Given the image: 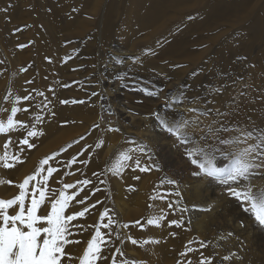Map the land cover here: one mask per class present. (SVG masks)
<instances>
[{"label": "bare ground", "instance_id": "1", "mask_svg": "<svg viewBox=\"0 0 264 264\" xmlns=\"http://www.w3.org/2000/svg\"><path fill=\"white\" fill-rule=\"evenodd\" d=\"M12 2L19 18L23 22L26 20L29 26L19 33L24 31L27 35L31 32V37L30 34L26 36L30 38H27L29 47L16 48L13 45L11 48L7 38L4 39L7 30L4 36L1 35L0 49L6 61L0 59V122L6 125L8 117L12 116L14 120L24 122L25 127L0 133V156H6L5 160L0 161V199L14 198L19 194L18 186L23 179L35 175L36 180L28 185L25 203L26 207L30 206L34 188L44 187L46 198L38 212L43 214L46 210L50 211L49 201L53 190L57 196L59 191L71 195L74 189L63 187L68 180L71 182L79 178L80 183L91 181L89 184H79L82 193L76 189V194L83 196L87 193V197L80 204L81 196L75 195L65 212L69 215L73 211H82L90 199L104 196L105 186L113 187L115 199L111 200L116 210H108L111 219L104 215L99 202L93 208L88 206L85 216L68 222L67 238L78 243L66 247V252L75 258L68 260L67 264H79L87 250V243L96 236L97 229L102 233L100 243L104 258L96 264H131L129 259L122 256L125 254L136 264H201L207 258H211V264H264V226L256 222L251 211L244 210L249 208V204L231 196L227 186L195 175L199 171L198 165L191 164L187 158L186 149L197 146L223 147L218 143L227 136L229 138L230 132H217L220 123L212 121L208 114L204 116L199 113L204 109L203 97L181 89V80L186 72L182 74L183 77L176 78L172 74L177 76L176 72L180 70L175 67L173 73L169 69V64L198 58L199 53L192 43L200 37L202 48L206 50V46L218 35L214 23L222 20L224 14L231 10L230 3L237 4L240 0ZM0 8H5V5L0 3ZM180 10L191 12L176 18L175 12ZM261 12L264 21V8ZM29 14L31 17L27 20ZM15 15L12 11V20ZM5 17L6 14L0 12L1 24ZM216 25L219 26L218 23ZM95 41L96 46L92 45V48L91 44ZM79 42L78 46L84 44L89 48L84 49L85 52L82 50L83 56L78 54L82 57L81 61L79 58L78 61L73 59L74 51L78 48L76 43ZM16 43L15 46H19ZM47 43L51 45L47 46ZM94 47L99 59L95 58L99 61L94 59ZM25 48H28L26 53H34L31 60L29 55L24 56L23 68L11 71ZM117 58L123 59V65L115 63ZM141 58H145L152 68L161 71V80L154 75L156 69L154 71L147 67L149 71H154L150 75V72L142 74L141 70L135 68L137 63L141 64ZM71 61L74 63L72 67L69 66ZM139 69L145 70L142 67ZM125 72L126 77L120 78ZM259 83L258 74L253 72L250 88L242 91L246 95L241 93L244 97L231 108V118L228 112L229 123H224L226 127L243 129L256 126H251V122H258L253 110L264 102L258 101L264 94ZM140 88L155 90L158 95L147 96ZM181 91L183 102L174 103ZM26 95L31 99L24 101L22 98ZM63 100L86 102L62 104ZM12 108L19 111L13 114ZM52 112L54 116L50 115ZM37 116L42 117L43 122H38ZM157 116L168 122L188 121L186 131L198 144L180 143L161 127ZM94 125H99V128H94ZM33 127L42 131L43 135L29 138L34 147L21 144L27 131ZM109 128L119 131H109ZM81 137L84 139L81 140ZM129 141L136 143L133 145ZM247 142L256 143L252 139ZM138 145H148L150 150L146 153L132 152L131 159L122 162L119 174H114L112 169L120 156ZM233 147L229 145L222 150L231 152L242 148ZM14 156L18 159H13ZM50 156L53 158L48 165L42 166L41 161ZM136 161H139V167H136ZM5 163L13 167L6 168ZM223 163V160L218 161L220 165ZM48 167L57 171L48 176ZM41 168L44 170L41 171ZM256 171L259 174L252 176L255 182L253 191L264 189V168ZM45 176H48L47 181L44 180ZM92 188L95 191L90 195ZM101 201L105 199L102 197ZM9 212L14 214L12 210ZM150 219L157 220L158 224H148ZM172 220L178 221V224H171ZM133 240L136 242L133 243ZM225 256L229 259L224 260Z\"/></svg>", "mask_w": 264, "mask_h": 264}, {"label": "snow or ice", "instance_id": "2", "mask_svg": "<svg viewBox=\"0 0 264 264\" xmlns=\"http://www.w3.org/2000/svg\"><path fill=\"white\" fill-rule=\"evenodd\" d=\"M9 5L5 8H0V12L7 13ZM10 22V18H8ZM29 26H22L21 28L14 29L13 31H22L23 28ZM19 47L23 48L25 45L21 44ZM50 59V58H47ZM138 60V58H137ZM117 65H123L124 61L121 58L115 60ZM125 72L120 78L126 77ZM67 86V85H66ZM187 87V86H184ZM141 92H144L147 96L156 97L158 94L155 90H149L148 88H140ZM41 95H43L41 93ZM92 95H96L93 93ZM183 91H181L178 98L174 103L183 102ZM24 101L31 99L29 95L22 98ZM69 102L76 104H83L84 100H63L62 104H68ZM12 113L16 114L19 109L12 108ZM202 115L205 113H201ZM50 115L54 116L52 112ZM218 115L227 116L228 113H218ZM161 127L171 135H174L182 144L197 143L198 142L186 131L188 121H173L168 122L160 119L157 116ZM38 122H43V118L36 117ZM24 128L23 122L14 120L12 116L7 119V124L0 122V133H8L15 128ZM94 128H99V125H94ZM109 131H119V129L109 128ZM217 132H231L239 131L238 128L221 126L216 129ZM212 132V129H209ZM43 135L42 131H38L35 127L32 130L27 131L25 138L20 143L27 145L28 147H34L30 144L29 138H34ZM81 140L84 137L80 138ZM203 139V137H202ZM255 140L256 143L248 145L247 147L234 149L231 152H224L221 147L211 146L201 148L199 146L186 149L187 158L191 164L198 165L199 171L194 173L205 178H209L220 185L227 186V192L242 203L247 202L249 208H245V211H251L256 222L259 225L264 226V189L253 191L250 178L258 175L256 169L264 167V129L254 128L249 132H245L240 137L231 139L220 140L219 143L222 146L239 145L246 143L248 140ZM10 143V141H9ZM130 144L135 145V141H129ZM7 147V144L5 145ZM71 147V145H69ZM148 145H138L127 150L125 154H122L113 166V173L119 174L123 167L122 162H127L131 159V153L139 151L146 153L149 151ZM23 151V149H21ZM53 157L45 158L41 161V165H48L49 160ZM6 159V156H0V161ZM13 159H18L13 157ZM223 160V165L218 164V161ZM75 162V157H73ZM86 163V161H84ZM4 167H13L10 163H5ZM136 167H139V161H136ZM44 169L41 168V171ZM147 170V169H141ZM48 176L57 169L48 167L46 169ZM39 175V173H37ZM48 176L44 177L47 181ZM139 179V177H136ZM36 180L35 175H29L23 179L19 184V194L11 199H0V264H67L68 260L75 259L73 256L66 252V247L71 243H78L70 241L67 238L68 222L75 220L77 217L85 216L88 212V208L84 207L82 211L75 214L66 215V209L69 207V202L73 200L74 194L69 195L65 191H59L58 196L55 190H53L52 198L50 199V211H45L43 214H38L41 206L45 202L46 192L44 187H37L33 189L30 206L26 207V198L28 197V185L31 181ZM175 184L176 181H168ZM11 183V181H9ZM81 183L89 184L91 181L84 180ZM236 185V186H233ZM64 189L74 188L73 184H64ZM38 192V196H37ZM180 195V193H176ZM78 203L83 204L84 200L81 199ZM99 203V202H98ZM18 210H16V207ZM94 207V205H93ZM171 207V205H169ZM9 210H12L14 214H10ZM104 215H108V210L105 209ZM148 224H158L157 220H148ZM171 224L176 225L178 221L172 220ZM127 225H125L126 227ZM108 227V225H105ZM102 233L99 229L96 230V236L87 243V250L84 252L83 257L80 259L79 264H96L97 261L102 260L104 257L101 255V241ZM136 241L133 240V243ZM148 241H145L147 243ZM224 260H228L229 257H223ZM201 264H211V258H207L201 261Z\"/></svg>", "mask_w": 264, "mask_h": 264}, {"label": "rangeland", "instance_id": "3", "mask_svg": "<svg viewBox=\"0 0 264 264\" xmlns=\"http://www.w3.org/2000/svg\"><path fill=\"white\" fill-rule=\"evenodd\" d=\"M0 3H3L5 5V7H8L9 5H11V7L8 8V12L5 13L6 17H5L4 21H2L3 23L2 24L0 23L2 25V29L4 30V31L2 29L0 30V41L2 39L1 35L4 36V34H6L8 32L7 35L4 36L5 38L4 37L3 38L4 39L7 38L6 41L8 42L9 47L13 48V45H14V47L20 48L18 45L15 46V42H17L16 44H19V45L23 44L25 46H28L29 45L28 41L30 38L26 37V36H29L28 34H30V37H31V32L27 33V35H26V33H24V31L22 32V34L19 33V31H15V32L13 31L14 29L21 28L22 26H25L27 23L26 20L23 22V20H21L19 18L18 11L16 10L17 8H15L14 2H12V0H0ZM29 5H31V2L29 3ZM230 5H231V10H228L224 14L225 17L222 20L216 21L214 23L215 24V26H214L215 27L214 28L215 33L218 35H215V33H214V35H215L214 39L215 40L210 42V44L208 45L209 48H208V46H206V48H205L206 50L203 49L204 47L202 46V43L200 41V37L197 38L196 42L194 41L192 43L193 48H196L197 52L199 53V57H198L199 59L196 58L194 61H188L185 59V60L180 61V63H176L175 65L169 64V69L172 70L173 73H174V70H176L175 67L178 68L177 70H180V71L176 72V73H178L177 76L175 75V73L172 74L176 78H181L180 76H182V74L184 72H186V74L185 73L183 74L184 77L182 76L183 78H182L181 82L182 81L183 82L181 84V89H184L183 91L184 92L186 91V93H189V91H190V93L193 94L195 92V94H199L200 98L203 97V99H201V101L204 100V101H202V107L204 109L200 110L199 113L201 114V113H205L207 111L205 113V115L204 114L203 115L206 116L208 114L207 117H209V118L212 117L211 118L212 121L215 120V122L217 121V123H220L218 128H220L222 125L225 126L224 123L225 124L229 123V120H228L229 119V113H230V118L233 115L231 108H233L236 105V103L244 97L241 95L242 91L246 92L247 88L248 89L250 88L249 83L251 82V77L253 75V72H256L258 74L259 81H260V83H259L260 90L262 92H264V21H262L263 20V14L261 12V9L264 8V0H240V2H237V4H236V2H234V3H230ZM12 11H14L15 14H17V16L15 15L16 17H14V20L11 19ZM190 12L191 11H189V10H187V11L186 10L176 11L175 16H176V18H178V17L183 16L184 14H188ZM258 12H259V14H258ZM261 15H262V17H261ZM86 16H88V14ZM30 17H31L30 14L27 15V20ZM6 18H7V20H6ZM8 18H10V21H11L10 23L8 22ZM20 21H21V23H20ZM17 23L19 24V26ZM217 23L219 25L218 27L216 25ZM9 25L12 27H10ZM6 30H7V32H6ZM11 35H13V36L10 37ZM14 35H16L15 38H14ZM237 35H239V36H237ZM27 38H29V39H27ZM14 39H16V40H14ZM49 40H51V39H49ZM12 41L14 42V44ZM30 41H32V39ZM78 41H81V40H78ZM183 42H186V41L183 40ZM79 44H80V42L76 43L77 46ZM50 45H51V43H47V46H50ZM92 45L96 46V41L91 44V47H92ZM188 48H189V46H188ZM27 49L28 48H25L23 50L24 53H21V57H19L18 63L16 65H13V68L11 71H15L18 68H20V69L23 68V66L25 64L24 56L29 55L30 60H31L34 53L32 51L26 53ZM84 49L86 50L89 48H88V46H85L84 44L82 46H78V48L75 49V51H74L73 59H75V60L77 59V61H78V58H79V60L81 61L82 57L80 58V55L83 56L82 50L84 51ZM186 49H187V47H186ZM76 51L78 53H76ZM79 51H81V52L79 53ZM96 52H97L96 48L94 47L93 56H94L95 61L97 59L95 57H98V54ZM78 54H80V55H78ZM49 56H50V54L47 53V57H49ZM4 57H6V56L0 49V59L5 62L6 59ZM98 59H99V57H98ZM98 59H97V61H99ZM139 62L141 64L143 62L142 66H141V64L137 63V66L135 68H137L138 70H141V73L143 72L142 74H148L150 72L149 74L151 75L156 69V68L155 69L152 68L153 66H151V64H147L149 62H146L145 58H143V59L141 58ZM144 63H146L147 65H145ZM73 65H74V63L72 61L69 62L70 67H72ZM139 65L142 68H144L145 70L139 69V68H141ZM147 67L149 69L152 68V70H154V71H151V70L149 71V69ZM159 72H161V71H158V69H156L155 74L154 73L153 74L157 77H160L161 73L159 75ZM190 75L193 76L194 78L193 77L191 78ZM187 76H188V79H187ZM70 80L71 79L69 78V81ZM160 80H161V77H160ZM184 86H187V87H184ZM227 87H229V88H227ZM233 87L238 88V89H234ZM230 90L232 93L231 92L229 93ZM242 94L246 95L244 92ZM217 96H218V98H217ZM220 96L223 97V99L221 98L222 99L221 102L219 100ZM261 100L264 101V94H263V98L260 96L258 101H261ZM217 101H219V102H217ZM263 103L264 102H260V104H258L260 107L257 105L261 109H259L257 106H255V109L253 110L254 115L253 114L252 115L256 116L255 118L258 117V119H257L258 122H256V121L251 122V126L254 124L257 127L253 125L254 127H252V128H248V127H245L243 129L238 128L239 132H235V131L230 132V134H229L230 139L235 138V137H240L246 131L249 132L254 128L264 129V104ZM225 104L226 105L229 104V105L226 106ZM0 105H1V100H0ZM217 105H219L218 108H217ZM214 108H216V109H214ZM227 109H229L227 111V113L229 112L227 116L224 117V115H218V113H225ZM250 111H252V109L249 110V114H248L249 117H250ZM248 116H247V118H249ZM221 117L223 118L222 121H221ZM255 118H254V120H256ZM225 119H226V121H225ZM23 124H25V123L23 122ZM235 128H237V127H235ZM231 134H232V137H230ZM234 135H235V137H234ZM226 138L229 139L228 136ZM29 141H31V140H29ZM218 144H220V143H218ZM242 144H240L238 146L237 145H230V146L231 147L234 146L233 148H235V147L244 148V147H247L248 145H253V144H250L249 142L242 143ZM221 148L225 149L226 147L223 146ZM47 153L48 152H46L45 154H47ZM43 155L44 154H42L40 157H42ZM262 168H264V167H262ZM77 180H78V182H77ZM250 180H251V186H254L255 182H254L253 178L251 177ZM69 182H70V180H68L67 183L74 185V188H73L74 189L73 192L75 191L74 197H76L78 195H79V197L81 196L79 199H84V197H87L86 196L87 193L83 196L80 194V193H82V191H80L81 183L79 182V178H77L75 180H71L70 183ZM109 186L110 185L105 186L106 189H104V191H103L104 196H101V197L96 198V199H90L91 201L89 200L87 202V205L85 204L86 206L84 205V207L89 206V207L93 208V205L96 206L98 204V202H100L101 203L100 209L102 208L101 209V210H103L102 212H105V209L115 211L116 206L112 201L115 199L114 198L115 197L114 191L112 190L113 187H111V186L109 187ZM76 189L80 193L76 194L77 193ZM91 191H90V195L94 194L95 189L92 188ZM102 197H103V199H105V201H103L105 203V205L101 201ZM88 198H91V197H88ZM111 198H112V200H111ZM107 199L110 200V201L108 200L110 202V204L107 201ZM107 204L110 206H108ZM106 205H107V207H106ZM114 206H115V208H114ZM101 210H99V211H101ZM79 211L80 210L73 211L71 214H75L76 212H79ZM106 216L111 219V214H108ZM122 256L126 259H129L128 261L131 262V264H136L135 260L132 259L131 257L127 256V254L122 255Z\"/></svg>", "mask_w": 264, "mask_h": 264}]
</instances>
